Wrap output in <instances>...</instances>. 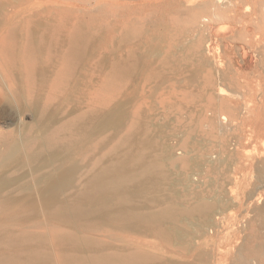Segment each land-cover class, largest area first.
<instances>
[{"label": "bare ground", "instance_id": "bare-ground-1", "mask_svg": "<svg viewBox=\"0 0 264 264\" xmlns=\"http://www.w3.org/2000/svg\"><path fill=\"white\" fill-rule=\"evenodd\" d=\"M167 1L168 14L207 10L202 19L194 16L199 34L215 20L238 19L244 7L241 24L234 28L226 23V35L246 30L250 43L264 45V0ZM13 3H19L16 11L9 9ZM113 3L0 0V264H209L215 254L197 248L195 238L212 231L229 202L240 208L247 205L252 218H243L239 230L249 232L236 249L225 252L231 261L222 263L264 264V153L257 154L252 144L249 150L257 155H239L246 141L229 140L220 145V152L204 151L198 157L189 156L190 150L177 152L172 143L159 145L160 135L145 133L139 114L136 119L140 108L134 88L126 100H113V93L95 96L97 105L89 104L81 113L83 108L75 105L63 117L64 107L73 103L82 84V71L91 67L86 59L97 55L96 40L111 43L101 19ZM165 14L153 15L140 32L113 20L111 41L129 49L124 60L111 65L112 73L130 89L134 77L150 68L152 57L172 58L176 41L184 39L198 69L216 68L221 80L216 90L219 104L230 107L228 96L235 93L222 81L235 83L232 74L210 57L211 40L203 45L198 34H176ZM248 55L245 51L241 57L245 61ZM257 78L264 83V69ZM259 102L255 107L263 109L264 100ZM239 103L246 122L254 116L252 103ZM214 121L222 130L234 124V118L223 113ZM4 124L12 132L1 131ZM127 125L125 135L109 149L112 139L91 148L99 136ZM250 137L245 139L251 141ZM167 161L182 163L184 172L172 178L165 169ZM207 167L212 173L224 172L220 178L205 180ZM20 169L25 172L16 173ZM238 169L248 173L237 174ZM230 170L234 174L227 175ZM215 186L221 195L203 194ZM228 189L234 194L224 197L222 192ZM146 235L154 240L146 243ZM176 257L189 258L181 262Z\"/></svg>", "mask_w": 264, "mask_h": 264}, {"label": "rangeland", "instance_id": "rangeland-1", "mask_svg": "<svg viewBox=\"0 0 264 264\" xmlns=\"http://www.w3.org/2000/svg\"><path fill=\"white\" fill-rule=\"evenodd\" d=\"M23 1L25 0H21V2ZM90 1L95 2V0ZM165 1L167 0H114V3L112 4L113 7L104 16V18L101 19L103 26V28L101 27L102 31H104L107 36V41L111 43L105 45L100 44V42L96 40L97 55L86 59L85 62L91 63V67L87 65V69L82 71V84L79 85L80 88L75 94L73 103H68V105L64 107V112L62 113L63 117L66 116L68 111L75 105L80 106L81 109L83 108V110L79 111L80 113L81 111L84 112V110L88 108L89 104L91 107H93L92 104L97 105L98 103L95 102V96L105 97L113 93L116 94L113 100H126L128 92L134 88L133 93L136 96V100L140 108V110H138L139 113H136V119H138L139 114V117H141V121L145 126V133L160 135V137H156V142L159 145H162L163 143H172L177 152L190 150L189 156L198 157L204 151H207L208 153L220 152L222 144L224 142H228L229 140L232 142L245 140L246 143L244 146L240 147L241 150H244L240 151L239 155H242V153L244 154V152L245 156L264 153V137L262 135V132H264V117L260 115L262 113L264 114V107H262L263 109L259 106H257L258 108L255 107V103L258 105V103H261L259 101L264 100V83L261 84L260 79L257 78L259 72L264 69V45L250 43L247 40L248 36L246 30L237 31L235 29L236 31L231 32L228 36L226 35L227 33H225L226 23L233 25L234 28L241 24L239 21L242 20L243 14L246 12L244 11L245 8H241L242 10L238 19L215 20L210 23L211 26L208 25L199 34V32L196 31L197 28L195 27L196 23H194V16L202 19V16L208 14L207 10L197 9L193 12L178 10L176 13L168 14L169 12L165 11L167 9V3ZM170 1L172 0H168L167 2ZM88 3L89 2H86V4ZM13 4L14 5H10L9 9L11 11H16L19 3ZM164 12L166 13L165 18L172 23V28L175 30L174 32L176 34L180 35L181 32L184 31L185 33L187 32L186 34L188 37L193 34H198L197 36L201 39L203 45L206 43L209 44L208 41L211 40L210 45L212 49L210 50L211 56H209L216 60H214L216 64L222 65L221 67L223 71L232 74L233 81L235 83L233 86L228 81H222L225 88L231 87L233 93H235V97H232V94L231 96H228L229 98H232L230 101H233L232 103L229 101L230 107L226 108L220 105L221 102L218 99V91L216 90H218V83L221 82V80L216 68L208 67L204 70L198 69L199 62L193 56L192 50L189 48V43H187L188 41L184 39L176 41V47L173 48L176 54L172 58L152 57L150 59V68H147L142 72V74H137L134 77L133 86L130 89H128L130 85H128V83L126 84V81H124L123 78H117L112 73L111 65L117 61L124 60L125 54L129 49L124 45V47H117L114 41H111L113 20L124 27L126 26L131 31L140 32L144 26L150 23V18L153 15H161ZM249 20L252 22L251 18H249ZM101 28L98 30H101ZM215 29H217V31ZM94 35L95 37L97 36V34ZM241 44L248 46L246 47V50L241 48ZM181 46H186V48H181ZM242 51H248L249 53L248 59L245 61L243 60V56L241 57V55H243ZM107 72L110 73L108 74ZM121 87L122 89H120ZM260 94L262 96H260ZM88 96L92 99H88ZM241 101H248L249 103H252L250 110L254 116L252 115L253 117L246 120V122H244L245 120L243 118V114L245 115V113H243V109L239 106V102ZM236 103H239V105ZM79 112H77L73 117H76ZM222 113L234 118V124L228 125V127L223 130L220 129L219 123L214 121V117L216 115L219 116ZM240 124L241 126L239 128ZM4 125L1 128V131L10 130V132H12L11 129L13 128H11V126L9 127L7 124ZM242 126L244 128H241ZM126 128H128V125L119 132H108L105 135L99 136L92 144H90L91 148H95L99 142H102L105 139L107 141L112 139L113 141L110 146L108 145L106 147V150L109 149L111 145L119 141L120 136L125 135ZM240 133L245 134L241 135ZM245 135L246 137H250L252 135L250 137L251 141L245 139ZM251 144L252 147L250 146ZM250 147L253 148L254 150H252L257 154H255V152H251L252 150H249L251 149ZM94 161L95 160H93V162ZM164 165L166 171L172 178L179 177L180 174L184 172L182 163L180 162L176 163L167 161L164 162ZM241 170L242 169L237 171V174L243 171ZM247 171L248 170H245V172L243 171L242 173H248ZM24 172L25 169H20L17 170L16 173L21 174ZM221 172H224V169H220L217 172L212 173L210 168L207 167L205 168L203 179L211 181L213 179L220 178ZM231 174H234V172L231 171L227 175ZM220 191L221 189H218L216 186L208 187L203 194L206 197L212 198L216 195H221ZM180 192H182V189H180ZM231 193H233V191L228 189L226 192H222V195H224V197H228ZM234 206L236 209H234ZM239 206V203L229 202V207H227L228 209L226 208L224 213L226 218H224L225 216L223 215L224 217L220 218L219 221L218 219L216 220V225L211 231L212 234L210 232L204 236H197L195 238V241L197 240V242L200 243L197 244L196 242L197 248L200 247L202 249L210 250L215 254L214 258L210 257L209 264H224L222 263L223 261L228 262L229 259L227 258V254L225 255V252L228 249L232 251L236 249L237 244L242 242L244 235L249 232V229L246 230L247 232H242L239 229H241L240 226L242 225L241 223H243L242 221L245 219L244 217H249L248 221L252 218L251 209H249L245 204H243L241 208ZM217 216H219V214ZM229 216L231 218H229ZM227 219L229 221H227ZM232 219L233 222L230 221ZM227 223L228 227L225 228L224 225L227 226ZM232 227H237V229L234 231ZM222 229H224V231ZM218 231H222V233H218ZM226 231L229 232L227 233ZM230 233L232 237L229 235ZM236 235L238 238L237 243ZM150 236L146 235L143 237L146 243L154 240V237L152 235ZM222 238L224 240H222ZM205 241L208 244H205ZM173 249L174 251L177 250L175 252H180V247L177 248L176 246H173ZM221 256L225 258H222ZM188 258L189 257H176L175 260L185 262ZM190 258L192 259V256H190ZM226 259H228V261Z\"/></svg>", "mask_w": 264, "mask_h": 264}]
</instances>
